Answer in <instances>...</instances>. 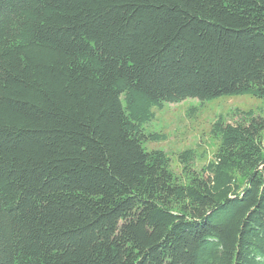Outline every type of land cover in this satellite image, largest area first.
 <instances>
[{
    "label": "trees",
    "instance_id": "trees-1",
    "mask_svg": "<svg viewBox=\"0 0 264 264\" xmlns=\"http://www.w3.org/2000/svg\"><path fill=\"white\" fill-rule=\"evenodd\" d=\"M233 95L264 100V0H0V264H264L263 113L179 176L146 147Z\"/></svg>",
    "mask_w": 264,
    "mask_h": 264
},
{
    "label": "rangeland",
    "instance_id": "rangeland-1",
    "mask_svg": "<svg viewBox=\"0 0 264 264\" xmlns=\"http://www.w3.org/2000/svg\"><path fill=\"white\" fill-rule=\"evenodd\" d=\"M194 108V109H193ZM237 109H254L264 114V100L252 95L222 96L201 102L187 98L180 102L165 103L155 108V117L145 125L147 132L166 134V139L148 141V149H163L172 158V168L179 176V153L193 148L197 152L195 168L201 169L218 151L220 141L212 133L219 116L227 121L238 118ZM264 141V133H263Z\"/></svg>",
    "mask_w": 264,
    "mask_h": 264
}]
</instances>
